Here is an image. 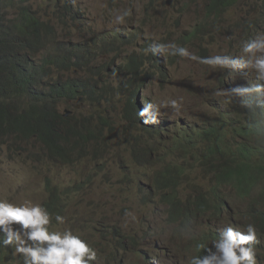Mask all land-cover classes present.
Here are the masks:
<instances>
[{
    "label": "rangeland",
    "instance_id": "obj_1",
    "mask_svg": "<svg viewBox=\"0 0 264 264\" xmlns=\"http://www.w3.org/2000/svg\"><path fill=\"white\" fill-rule=\"evenodd\" d=\"M170 1L173 2L169 6ZM69 4L71 10H64L63 3L58 8L47 1L33 5L34 10L56 28L59 47L63 43L67 47L83 46L89 50V55L77 59L89 66L80 71L81 74L54 71L52 77L61 82L69 76L90 78V84L98 85L102 92L106 89L95 105L86 97L59 101L63 114L84 123L87 118L91 124L84 125L101 138L91 139V147L87 143L89 148L84 154L68 153V161L49 158L45 147L36 140L0 144V200L16 205L30 201L50 213L48 206L57 203V197L48 184L55 182L62 186L59 194L67 202L59 204L61 213L50 214L49 227L56 231L70 229L85 240L96 252L92 264H172L169 258L172 241L179 233L167 222L163 204L167 202L168 190L163 187L165 191L155 193L150 183L139 180L125 168L123 154L129 148L123 143L135 142L140 128L134 129L128 118V94L118 90L129 79L124 67L134 55L148 59L153 43L189 46L188 50L200 58L244 56L243 42L264 34V0H241L221 16L209 14L207 0H71ZM125 12L128 15L118 22L116 17ZM199 30L200 35L193 43H183L184 38ZM157 54V61L163 62L160 64L163 66L159 70L149 63L154 76L145 80L139 97L141 108L148 103L157 106L155 117L166 114L175 117L174 122L187 119L186 107L199 105L200 99L197 102L194 97L213 99L219 92L234 100L228 109H222L224 115L238 120L243 113H249V109L240 106L239 97H234L229 90L249 86L250 71L254 70L212 67L172 55L171 49ZM244 77L247 86L243 83ZM254 77L252 73V84L264 83L255 81ZM223 80H228V84L221 88L219 83ZM173 100L177 102L175 107L171 104ZM102 117L109 119V127L100 128ZM76 141L73 139L72 143ZM255 147L264 146L256 142ZM167 155L172 162L184 161L177 152ZM205 184L204 178L184 179L176 193L195 191L196 185ZM232 198L231 195L230 200ZM175 199L182 204L189 200L186 197ZM56 215L64 217L63 224L57 223ZM115 233L129 242L122 252H117L110 244ZM99 243L103 251L97 254ZM161 251L166 253L163 263L153 260ZM0 255V264H23L22 255L15 252L13 245L4 246Z\"/></svg>",
    "mask_w": 264,
    "mask_h": 264
},
{
    "label": "trees",
    "instance_id": "obj_2",
    "mask_svg": "<svg viewBox=\"0 0 264 264\" xmlns=\"http://www.w3.org/2000/svg\"><path fill=\"white\" fill-rule=\"evenodd\" d=\"M33 1H47L55 8L63 3L64 10L72 8L71 0H0V144L16 145L36 140L45 147L49 158L68 161V153L84 154L91 147V139L101 137L84 125L91 124L87 118L84 123L63 114L59 101L71 102L86 97L95 105L106 89L102 92L98 85L89 83L90 78L79 76H69L63 82L53 80L54 71L81 74L80 71L89 66L77 59L89 55V50L83 46L67 47L63 43L59 47L56 28L34 10V3L30 4ZM240 1L207 0L208 12L211 16H221ZM199 35L200 30L184 38L183 43L191 44ZM157 58L158 54L152 52L148 59L132 56L124 67L129 79L118 89L119 93L125 92L129 96L127 115L133 126L146 130L139 116V97L145 80L154 76L150 73L149 63L159 70L163 66ZM143 76L146 77L144 80ZM258 113L249 111L238 120L220 114L214 120L200 124L180 125L172 138L161 132L160 138L138 137L132 142L133 147L142 150L145 164L153 171L148 183L155 193L165 191L163 187L168 190L165 205L170 209L167 211L169 220L189 225L195 217L207 212L220 216L228 210L233 211L228 202L231 194L227 191L230 189L235 193L234 205L238 213L253 222L264 241V147H255L256 142L264 146V124H257L258 120H264V115ZM100 124L102 129L109 127V119L102 117ZM73 139H77L75 144ZM171 152H177L184 161L172 162L167 155ZM193 170L204 172L208 185L199 186L192 193H176L182 180L191 178ZM50 190L57 197V203L48 206L53 216L61 213L59 204L67 201L59 194L58 187ZM254 191L259 192L256 200L251 196ZM176 197L189 200L182 204ZM145 199L148 200V196ZM110 244L115 246L114 239ZM3 249L0 245V252ZM102 251L99 243L97 253Z\"/></svg>",
    "mask_w": 264,
    "mask_h": 264
},
{
    "label": "clouds",
    "instance_id": "obj_3",
    "mask_svg": "<svg viewBox=\"0 0 264 264\" xmlns=\"http://www.w3.org/2000/svg\"><path fill=\"white\" fill-rule=\"evenodd\" d=\"M128 13L118 15L116 20L122 22ZM166 49H171L172 55L187 57L191 60H198L200 63L219 68L240 70L250 68L249 81L244 77L243 83L247 87H233L229 91L234 97H239V104L243 108L249 109L253 114L264 115V83L252 84L250 82L251 74H254L255 81H264V34H258L255 38L243 42L242 52L244 56L231 55H213L209 57H196L188 48L176 44H158L153 43L150 51L154 54L162 53ZM241 76V75H240ZM221 88L228 84V80L220 83ZM199 105L196 107L188 106L184 112L187 119H180L174 122L175 117H166V125L156 130L151 129V122H155V116L158 111L157 106L152 103L146 104L141 108V116L146 129L140 128L137 138H147L150 136L161 137V131L166 129V134L173 137L180 125L187 123L200 124L205 120H214L216 116L223 114L222 109L231 106L234 100L229 95L217 93L213 99L203 100L194 97ZM176 101H171L173 107ZM161 113V112H160ZM247 113H243L246 115ZM147 116L148 119H144ZM257 124H264V120H258ZM134 129H139L135 127ZM151 133V134H150ZM129 149L123 154L126 163V171L136 176L139 180L149 182L153 171L145 164L142 158V150L133 147L132 143H123ZM189 180L195 181L204 178L205 186L208 185V179L204 172L193 170ZM187 180V181H189ZM51 183V185H50ZM49 188L62 187L55 182H49ZM197 188L202 185H196ZM229 189V188H228ZM259 190V189H258ZM228 190L232 195L229 204L233 211L228 210L220 216H213L211 212L201 214L192 220L189 225H182L175 220H169L172 227L179 233V237L173 240V250L169 255L172 264H264V241L259 230L256 229L253 222L249 219H243L235 208V193ZM192 193V191H187ZM251 196L256 200L259 196L258 191L252 192ZM259 200V199H258ZM246 207V201L244 200ZM163 206L169 211V207ZM59 224L64 223V217L55 216ZM233 221V223H229ZM50 213L40 204H33L30 201L24 204L16 205L7 201L0 200V245H13L15 252L22 255L23 264H92L96 260V252L79 235L74 234L70 229L64 231L51 230ZM229 223V224H228ZM221 227L218 228V225ZM19 225V227H14ZM115 250L121 251L129 245L126 238L121 234H114ZM123 241H125L123 243ZM121 242V243H120ZM98 254V253H97ZM165 252L157 253L155 258L164 262Z\"/></svg>",
    "mask_w": 264,
    "mask_h": 264
},
{
    "label": "bare ground",
    "instance_id": "obj_4",
    "mask_svg": "<svg viewBox=\"0 0 264 264\" xmlns=\"http://www.w3.org/2000/svg\"><path fill=\"white\" fill-rule=\"evenodd\" d=\"M159 117L160 118H157V117H155V122H151V129H153V130H156V129H158V128H162L164 125H165V119H164V117L162 116V114H159ZM143 118L146 120V119H148V117L147 116H143ZM165 131V132H164ZM162 133H166V129L164 130V128H163V130L161 131ZM166 135V134H165ZM155 259H157L158 260V258H155ZM159 261V260H158Z\"/></svg>",
    "mask_w": 264,
    "mask_h": 264
},
{
    "label": "water",
    "instance_id": "obj_5",
    "mask_svg": "<svg viewBox=\"0 0 264 264\" xmlns=\"http://www.w3.org/2000/svg\"><path fill=\"white\" fill-rule=\"evenodd\" d=\"M173 1H170L169 3H168V5L170 6V4L172 3Z\"/></svg>",
    "mask_w": 264,
    "mask_h": 264
}]
</instances>
